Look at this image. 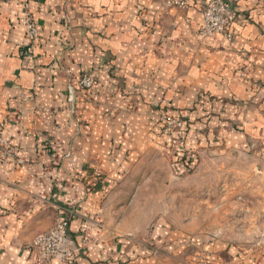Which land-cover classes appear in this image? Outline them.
Wrapping results in <instances>:
<instances>
[{
    "label": "crops",
    "instance_id": "0c3cea01",
    "mask_svg": "<svg viewBox=\"0 0 264 264\" xmlns=\"http://www.w3.org/2000/svg\"><path fill=\"white\" fill-rule=\"evenodd\" d=\"M204 1L33 0L39 37L27 56L23 0H0L1 134L19 157L0 156V264H39L30 245L56 221L55 201L79 204L69 227L78 251L51 264H165L108 218L111 184L163 144L155 106L188 117L193 150L253 138L264 154V0L240 2L233 42L201 37ZM84 73L95 79L89 98L76 92ZM90 168L110 183L89 190Z\"/></svg>",
    "mask_w": 264,
    "mask_h": 264
},
{
    "label": "rangeland",
    "instance_id": "374dc122",
    "mask_svg": "<svg viewBox=\"0 0 264 264\" xmlns=\"http://www.w3.org/2000/svg\"><path fill=\"white\" fill-rule=\"evenodd\" d=\"M80 77L76 92L89 98L91 90L82 93L78 89ZM153 110L162 124L160 116L169 110L159 105ZM163 137L159 148L142 155L119 177L121 181L111 184L110 223L124 220L121 228L129 233V244L141 245L143 257L158 258L165 264H237L244 258L260 264L264 259V154L260 155V142L249 138L243 146L230 143L228 147L226 139L222 143L220 137H212L193 150L186 142L179 147L164 133ZM183 151L195 163H191V172L181 173L176 166L178 153ZM15 153L0 156L19 158ZM86 179L91 181L86 185L91 191L110 183L105 174L91 168ZM49 194L54 199L59 195L55 188ZM77 204L55 201L60 211L56 221L62 211L72 221Z\"/></svg>",
    "mask_w": 264,
    "mask_h": 264
},
{
    "label": "built area",
    "instance_id": "2783aa9c",
    "mask_svg": "<svg viewBox=\"0 0 264 264\" xmlns=\"http://www.w3.org/2000/svg\"><path fill=\"white\" fill-rule=\"evenodd\" d=\"M33 0H23L22 23L26 29L28 46L25 55L33 54L34 46L39 37L38 22L32 10ZM242 0H206L202 5L204 23L199 30L201 37L212 36L214 34L223 35L229 42L236 39L234 24L238 18L239 4ZM174 7L187 8L191 0H168ZM95 85V79L90 74L82 75L78 81V89L82 93H88ZM160 121L163 124V133L169 137L173 145L181 147L185 143L186 122L184 118L174 115L171 112H162ZM7 121L0 122V146L1 156L15 153L14 146L7 145V141L2 136V131L6 127ZM71 223L70 214L62 211L56 223L45 232L38 234L32 241L30 247L34 253L35 262L39 264H51L54 259L73 262L78 250L72 245L69 237V227Z\"/></svg>",
    "mask_w": 264,
    "mask_h": 264
},
{
    "label": "trees",
    "instance_id": "16d2710c",
    "mask_svg": "<svg viewBox=\"0 0 264 264\" xmlns=\"http://www.w3.org/2000/svg\"><path fill=\"white\" fill-rule=\"evenodd\" d=\"M184 139L186 142L187 138L185 137ZM178 154L180 157H178L177 160L175 161L177 168L181 170V173L186 171V170L191 172L192 171L191 166L194 163L193 160L191 159V157L188 156L187 152L185 153L184 151L182 153L179 152Z\"/></svg>",
    "mask_w": 264,
    "mask_h": 264
}]
</instances>
